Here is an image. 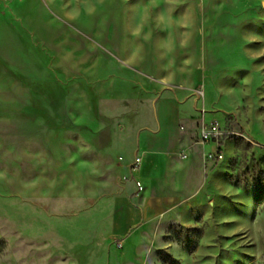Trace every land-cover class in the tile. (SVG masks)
Masks as SVG:
<instances>
[{
  "label": "rangeland",
  "instance_id": "374dc122",
  "mask_svg": "<svg viewBox=\"0 0 264 264\" xmlns=\"http://www.w3.org/2000/svg\"><path fill=\"white\" fill-rule=\"evenodd\" d=\"M212 120L203 218L119 232L135 159ZM263 162L264 0H0V264H264Z\"/></svg>",
  "mask_w": 264,
  "mask_h": 264
},
{
  "label": "crops",
  "instance_id": "0c3cea01",
  "mask_svg": "<svg viewBox=\"0 0 264 264\" xmlns=\"http://www.w3.org/2000/svg\"><path fill=\"white\" fill-rule=\"evenodd\" d=\"M199 130L197 144L192 148V159L180 158L184 144L182 138L173 151L142 154L143 168L139 177L144 189L139 197L132 200L137 207L126 206L115 216L119 232H125L128 227L153 223L159 234L167 236L172 228L193 227L203 218V210L206 209L202 205L204 196L211 191L212 185L218 192L220 172L215 166L220 162H206V154L214 152L216 146L199 144ZM224 148L225 145L223 154ZM226 183L223 181L221 186Z\"/></svg>",
  "mask_w": 264,
  "mask_h": 264
},
{
  "label": "built area",
  "instance_id": "2783aa9c",
  "mask_svg": "<svg viewBox=\"0 0 264 264\" xmlns=\"http://www.w3.org/2000/svg\"><path fill=\"white\" fill-rule=\"evenodd\" d=\"M199 135V144H213L216 146V150L212 153L206 154L205 159L214 163L221 162L223 158V135L219 122L212 120L206 125L203 124L200 127ZM141 162L142 157L138 156L134 161V170L139 169ZM137 187L139 190H142V186L139 182H137Z\"/></svg>",
  "mask_w": 264,
  "mask_h": 264
},
{
  "label": "trees",
  "instance_id": "16d2710c",
  "mask_svg": "<svg viewBox=\"0 0 264 264\" xmlns=\"http://www.w3.org/2000/svg\"><path fill=\"white\" fill-rule=\"evenodd\" d=\"M264 165V162H263ZM254 189H255V194H254V200L256 203H260L264 200V184L260 181H258L257 179L254 180ZM176 230L177 228L174 227L172 228L167 235V239H169L170 237H172L173 235L176 234ZM193 250L190 249V252H192ZM167 259V258H166ZM165 259L166 263L167 260Z\"/></svg>",
  "mask_w": 264,
  "mask_h": 264
},
{
  "label": "clouds",
  "instance_id": "9594fccd",
  "mask_svg": "<svg viewBox=\"0 0 264 264\" xmlns=\"http://www.w3.org/2000/svg\"><path fill=\"white\" fill-rule=\"evenodd\" d=\"M97 2H99V0H97ZM134 35H139V31L133 33ZM183 46V45H182Z\"/></svg>",
  "mask_w": 264,
  "mask_h": 264
}]
</instances>
